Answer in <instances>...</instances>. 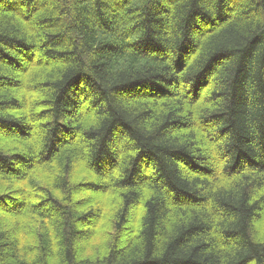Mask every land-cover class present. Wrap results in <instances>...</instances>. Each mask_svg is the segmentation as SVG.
Segmentation results:
<instances>
[{"label":"trees","instance_id":"obj_1","mask_svg":"<svg viewBox=\"0 0 264 264\" xmlns=\"http://www.w3.org/2000/svg\"><path fill=\"white\" fill-rule=\"evenodd\" d=\"M264 0H0V264H264Z\"/></svg>","mask_w":264,"mask_h":264},{"label":"rangeland","instance_id":"obj_2","mask_svg":"<svg viewBox=\"0 0 264 264\" xmlns=\"http://www.w3.org/2000/svg\"><path fill=\"white\" fill-rule=\"evenodd\" d=\"M263 227H262V229L264 228V225H262Z\"/></svg>","mask_w":264,"mask_h":264}]
</instances>
